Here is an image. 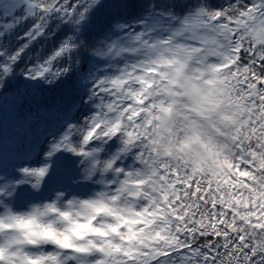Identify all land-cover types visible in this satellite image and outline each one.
<instances>
[{"label":"snow or ice","instance_id":"snow-or-ice-1","mask_svg":"<svg viewBox=\"0 0 264 264\" xmlns=\"http://www.w3.org/2000/svg\"><path fill=\"white\" fill-rule=\"evenodd\" d=\"M58 35L47 56L29 55L39 40ZM182 36L195 42L186 56L198 53L210 72L227 69L228 78L203 99L209 125H224L225 143L216 158L217 182L205 183L186 169L181 177L179 168H170L169 183L179 182L176 195L165 203L140 187L145 181L164 185L165 173L150 148L137 149L143 166L134 165L125 175L120 160L134 141H121L111 155L104 154L100 142L110 148L127 136L148 144L157 139L154 127H169L175 101L159 98L171 99L175 88L158 66L155 50ZM216 58L225 62L213 68L208 62ZM172 71L183 77V60ZM65 77L64 94L49 104L40 86L63 83ZM6 98L22 118L28 119L25 111L35 113L45 125L31 150L20 145L17 157L2 147ZM82 106L91 107L92 114L72 119ZM148 113L159 118L146 125ZM146 126L152 133L147 139L139 131ZM112 168L118 170L110 186L114 194L100 191L86 205L79 200L68 205L69 210L90 207L96 219L57 212L66 190L84 195L89 182L105 185ZM141 194L143 207L133 210L132 201ZM113 195L124 200L122 209L107 206ZM53 197L54 202L44 203ZM29 204L36 206L17 214ZM101 213L115 222L98 223ZM50 214L61 217L63 234L54 223H45ZM68 231L90 238L71 244ZM262 249L264 0H0V264H264Z\"/></svg>","mask_w":264,"mask_h":264},{"label":"clouds","instance_id":"clouds-1","mask_svg":"<svg viewBox=\"0 0 264 264\" xmlns=\"http://www.w3.org/2000/svg\"><path fill=\"white\" fill-rule=\"evenodd\" d=\"M209 4L212 0H207ZM210 12L214 14V10L210 9ZM204 27H207L205 25ZM167 39V38H166ZM195 47V42L191 36L176 37L171 44L164 45L163 51L155 50L156 59L159 61L158 66L163 67L164 71L168 74L169 83L175 88L173 97L169 99L168 97H160L159 99H167L169 103L174 100L175 103L172 108L173 120L170 122L169 127L158 130V127H154L152 133H156L157 139L149 140L148 144H144L143 140H137L135 137L121 136L115 140V142L108 146L107 141L100 142V147L103 149L105 155H111L119 151L121 147V141H126L132 139L134 142L129 147L126 154H123V159L120 160V170H125V175H127L134 165L143 166L142 162L138 159L139 153L137 149L141 152L145 148H150L152 155L155 157L158 170L165 173L164 185L159 182H154L148 184L147 181L142 188L151 189L152 193L159 195L161 200L167 203L166 197L172 199L176 195L175 184L179 182V179L169 183L167 179L168 169H172L175 172L178 168L180 169L181 177L185 176V169L187 170V175L189 176H199L205 183L217 182L216 175L213 173L219 167L216 163V158L218 155V149L221 145L225 143V136L223 132L220 131L224 127L223 124H219L218 127H213L209 125L207 117L210 112L207 110L206 104L203 103L205 94L209 89L213 87H219L220 84L228 78L227 69H220L219 71H209V69L200 63L199 54L193 52L190 56L185 55V50L187 47ZM184 62V76L177 78L176 74L172 71L175 65L180 61ZM224 63L223 58H216V60H211L210 63L213 68H218L219 63ZM118 63V62H117ZM121 67L123 65H120ZM166 78V77H161ZM177 79L179 83H177ZM242 114V112H240ZM236 119H239V115L236 112L233 113ZM148 120L145 124L154 122L155 119L159 117H153L152 114L148 113ZM216 117H213L215 119ZM140 135L147 139L148 135L152 133L148 132L147 126L139 129ZM112 139L111 137L109 138ZM177 157H180L178 160ZM119 159V157H116ZM115 164V160H113ZM222 170V169H221ZM159 171L151 173V176L158 175ZM111 178L106 181L105 185H99L95 181L89 182L88 192L84 195H80L72 192L71 190H66L65 199L57 208V212L65 213L71 211V213L76 214L80 219H86L89 215L93 219H96L94 209L84 206V207H74L69 210L68 205L72 200H79L82 204L86 205L88 201L95 199V193L104 191L115 193V189L110 186L115 183V179L118 176V170L112 168L109 170ZM231 191V189H229ZM144 200L143 194L138 197H134L132 201L133 210L137 207L142 208V201ZM108 207L122 209L125 205L124 200L119 197L109 196L108 197ZM54 202V197L52 201H44V203ZM234 202V201H233ZM243 201L238 207L242 210L241 215H246L247 213L243 211ZM36 206L35 204H29L26 208L22 209L18 215H26L31 207ZM178 211V210H177ZM172 220H175V213H171ZM205 215H207L205 213ZM157 228L164 232V227L161 226L160 217L156 218ZM45 223H54L58 232L62 234L65 232L64 223L59 215L50 214L48 217L44 218ZM167 220V217H165ZM115 222V217L101 213L99 215L98 223L100 224H112ZM182 222V221H181ZM17 233H5V235H16ZM69 242L71 244L80 245L87 242L90 238L88 236L74 235L71 231H68ZM156 242H160L157 240ZM48 243L44 244V247H48ZM25 247H28L27 245ZM264 250V249H262Z\"/></svg>","mask_w":264,"mask_h":264},{"label":"trees","instance_id":"trees-1","mask_svg":"<svg viewBox=\"0 0 264 264\" xmlns=\"http://www.w3.org/2000/svg\"><path fill=\"white\" fill-rule=\"evenodd\" d=\"M60 36L49 39H41L34 45H32L29 55L33 59L39 55L41 58L47 56L52 52L55 46L58 44ZM27 62V61H26ZM69 77H65V81L61 83L57 81L54 85H41V96L47 100L49 104L57 103L60 97L64 94V90L67 86ZM23 116L28 117L24 119L21 116L20 110H18L10 101L6 98L3 104V127L8 130V133L13 131L24 133L27 137L32 135L33 130L36 129L38 119L35 117V113L29 114L27 111L23 113ZM42 121V120H41ZM3 129V128H2ZM106 148L108 146H105Z\"/></svg>","mask_w":264,"mask_h":264},{"label":"rangeland","instance_id":"rangeland-1","mask_svg":"<svg viewBox=\"0 0 264 264\" xmlns=\"http://www.w3.org/2000/svg\"><path fill=\"white\" fill-rule=\"evenodd\" d=\"M91 114H92L91 107L82 106L80 109H78L76 112L72 114V119L75 120L79 118L80 120H83L84 118H86L88 115ZM44 131H45V125L44 122L41 120H38V123L36 124V129L33 130L32 135H30L29 137H27L24 133H19L16 131L8 133V130H6L4 127L2 129L3 150L6 154L13 157H17L19 155L17 150L20 145H23L25 150L28 151L27 147H31V144H33L37 140V138L43 134ZM31 155L32 157H35L36 153L32 152Z\"/></svg>","mask_w":264,"mask_h":264},{"label":"water","instance_id":"water-1","mask_svg":"<svg viewBox=\"0 0 264 264\" xmlns=\"http://www.w3.org/2000/svg\"><path fill=\"white\" fill-rule=\"evenodd\" d=\"M3 7H4L6 10H10V6H8L7 4H5Z\"/></svg>","mask_w":264,"mask_h":264}]
</instances>
